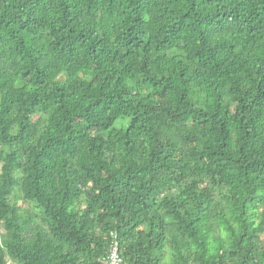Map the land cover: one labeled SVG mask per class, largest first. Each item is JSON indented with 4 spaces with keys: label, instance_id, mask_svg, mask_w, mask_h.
Returning a JSON list of instances; mask_svg holds the SVG:
<instances>
[{
    "label": "trees",
    "instance_id": "obj_1",
    "mask_svg": "<svg viewBox=\"0 0 264 264\" xmlns=\"http://www.w3.org/2000/svg\"><path fill=\"white\" fill-rule=\"evenodd\" d=\"M114 234L125 264H264V0H0V264Z\"/></svg>",
    "mask_w": 264,
    "mask_h": 264
},
{
    "label": "built area",
    "instance_id": "obj_2",
    "mask_svg": "<svg viewBox=\"0 0 264 264\" xmlns=\"http://www.w3.org/2000/svg\"><path fill=\"white\" fill-rule=\"evenodd\" d=\"M101 264H125L120 253L119 240L117 235L112 237L108 254L102 259Z\"/></svg>",
    "mask_w": 264,
    "mask_h": 264
},
{
    "label": "rangeland",
    "instance_id": "obj_3",
    "mask_svg": "<svg viewBox=\"0 0 264 264\" xmlns=\"http://www.w3.org/2000/svg\"><path fill=\"white\" fill-rule=\"evenodd\" d=\"M20 203H23V201H20ZM10 264H13V263H10Z\"/></svg>",
    "mask_w": 264,
    "mask_h": 264
}]
</instances>
